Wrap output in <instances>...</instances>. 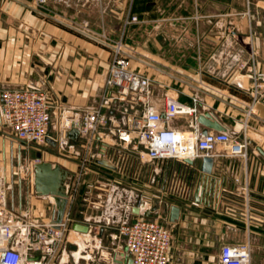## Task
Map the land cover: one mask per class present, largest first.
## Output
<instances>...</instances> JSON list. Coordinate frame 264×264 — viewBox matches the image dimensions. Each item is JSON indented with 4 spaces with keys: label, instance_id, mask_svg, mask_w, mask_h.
Wrapping results in <instances>:
<instances>
[{
    "label": "crops",
    "instance_id": "crops-1",
    "mask_svg": "<svg viewBox=\"0 0 264 264\" xmlns=\"http://www.w3.org/2000/svg\"><path fill=\"white\" fill-rule=\"evenodd\" d=\"M133 2L139 15L146 8V17L153 18L150 21L154 27L127 31L123 40L129 49L125 55L134 71L146 73L151 79V100L162 101L171 95L192 104V98H197L200 112L210 110L229 132L244 129L250 133L249 157L245 161L230 156L218 146L211 154L215 158L211 174L200 170L201 159L192 164L189 198L168 200L162 197L161 183L170 163L148 162L146 158L141 161L139 151L124 148L127 145L121 140L120 132L125 130L126 118L135 112H124L128 104L117 102L105 109L111 121L98 131L93 143L94 150H104L105 160L113 168L90 163L78 176L71 208L78 201L104 208L122 200L130 203L134 196L138 197L137 201L142 198L148 207L154 196L159 195L165 204L163 213L168 217L166 207L181 208L180 219L175 222L181 230L191 228L196 241H214L219 245L214 264H220L222 245L248 240L253 247L254 264L258 244L264 242V87L256 93L252 75L240 70L239 65L253 60L257 73L264 76V0ZM159 12H169L163 22L158 20ZM194 12L198 15L197 25L189 27V18L181 16ZM139 15L132 16L140 18ZM188 36L195 37L190 40ZM111 54V45L42 14L33 6V0H0V161L6 164L16 159L21 167L22 160L19 143L2 118L3 91L25 87L45 91L51 105L49 136L58 142L63 111L75 120L71 130L78 128L85 112L99 107L107 91L105 82ZM135 109L137 115L145 113L144 104L136 103ZM170 125L184 129L188 120L179 118ZM200 129L203 130L201 126ZM54 148L59 163L78 175L79 156L84 150L80 138L68 136L64 150H60L59 144ZM120 152L134 157V172H125L119 164ZM20 177L17 190L10 184L9 208L27 214L30 222L49 218L51 202L37 198L32 186L24 188ZM5 178L7 175L0 171V189L7 185ZM240 186H248V200ZM137 201L129 207L131 211ZM246 207L253 215L250 222L241 213ZM132 217L135 220L140 216ZM91 218L98 223L96 231L104 238L103 246H99L101 255L105 251L113 252L111 257L93 264H125L126 245L114 247L117 238L111 234L113 229L110 230L108 219ZM191 219L196 222L192 223ZM78 222L90 226L89 221ZM171 264H208V257L206 253H190L178 245L173 248Z\"/></svg>",
    "mask_w": 264,
    "mask_h": 264
},
{
    "label": "built area",
    "instance_id": "built-area-1",
    "mask_svg": "<svg viewBox=\"0 0 264 264\" xmlns=\"http://www.w3.org/2000/svg\"><path fill=\"white\" fill-rule=\"evenodd\" d=\"M39 6L47 0H36ZM130 22H139L137 16H131ZM74 30L82 32L76 28ZM87 34L85 32H82ZM90 35V34H88ZM106 44V41H103ZM110 45V44H109ZM112 54L109 71L106 78V94L99 107L85 112L79 120L80 143L83 152L80 154V172L73 186L70 205L66 217L56 227L49 218L36 222L26 219L25 213L13 212L7 203V193L10 185L0 189V264H51L60 254V248L66 238V233L72 227L70 209L78 176L89 167L90 163L105 160L104 150H94L95 135L101 128L106 127L111 117L105 109L115 103L128 104L124 112H135L129 115L125 122V130L120 132L121 140L128 150L139 151L141 161L170 163L166 178L162 181V193L168 200H187L191 193L192 164L186 159H202L222 146L226 153L233 157H241L247 161L248 136H236L231 132L210 131L203 135L197 117L201 113L199 100L192 98V104H186L166 95L162 101L154 102L150 98L151 79L143 73L131 68L130 60L125 55L121 44L111 45ZM255 62L241 63L240 70L249 72L255 85V92L264 87V76L256 71ZM136 103L145 105V113L137 115ZM51 105L45 91L33 87L9 89L2 92L1 113L6 126L19 143L20 149L26 147L44 148L50 146L47 142L51 122ZM184 118L188 127L173 128V120ZM74 118L62 112L61 140L57 142L60 150L68 144L66 132L74 125ZM76 124V123H75ZM52 139V138H51ZM52 147V146H51ZM38 160L35 163L41 162ZM34 163V164H35ZM119 164L125 172L135 170L134 157L126 152H120ZM205 174V173H204ZM240 183L239 180H237ZM240 191L246 193L248 186H240ZM141 213L152 210L151 206L142 203ZM241 213L247 222L253 219L249 207ZM117 236L123 237L132 259V264H171L173 258L172 232L157 220L140 216L131 222H123L116 230ZM102 244V240H99ZM253 247L248 240L243 243L224 244L219 253L220 264H252ZM127 264V263H125Z\"/></svg>",
    "mask_w": 264,
    "mask_h": 264
},
{
    "label": "rangeland",
    "instance_id": "rangeland-1",
    "mask_svg": "<svg viewBox=\"0 0 264 264\" xmlns=\"http://www.w3.org/2000/svg\"><path fill=\"white\" fill-rule=\"evenodd\" d=\"M33 6L42 14L49 16L50 18L68 25V27L76 28L82 32L90 34L102 41H106L110 45L121 44L126 52L129 48L126 46L124 36L127 31L140 27L144 30H151L154 26L152 23L153 18L146 17V8L135 12L133 0H47L46 4L39 6L36 0H33ZM162 7V4L159 3ZM163 10V8H161ZM144 13V14H143ZM169 12H163L159 15V22H163L164 18L168 17ZM132 15H139V22H130ZM182 15V14H181ZM197 13L186 14L181 17H188V26L195 27L198 22ZM187 25V24H186ZM195 36H188L190 40ZM253 55V54H252ZM254 58H257L254 55ZM257 61V60H256ZM251 62H255L251 60ZM257 71V66H256ZM138 72V71H136ZM140 73V72H139ZM146 74V73H143ZM236 136L244 137L250 133L244 129H239L233 132ZM27 150L22 149L21 167L18 166L17 160L14 162L7 161L6 164L0 161V171L2 174H6L5 182L7 185L12 186L15 190L18 188V176L20 175L21 183L26 187H33V166L38 160L49 161L53 160L54 163H59V159L56 158L54 153H57L56 148L51 146H45L44 148L26 147ZM59 153V152H58ZM16 160V161H15ZM61 165V164H60ZM63 166V165H62ZM12 172L15 173L12 177ZM16 176V177H15ZM13 182V184H12ZM136 196L130 203L123 200L113 204L111 206H105L104 208H95L94 206L85 205L81 201H78L70 209V218L74 222L89 221L91 231L88 236L82 234L79 231H75L70 227L66 233V238L60 248V254L54 263L51 264H93V262H100L112 256V250L108 253L105 251L101 255V248L103 246V239L99 236V232L96 231L97 224L91 217H103L108 219L110 223L111 234L116 235V242L114 247H124L125 240L123 237L117 236V228L123 222L133 221V213L129 209L137 201ZM124 199V198H123ZM124 204V206H123ZM128 206V208H126ZM165 204L159 195H155L152 199L151 208H156L152 211L149 219L157 220L168 228L173 235V248L174 246L182 245L190 253L199 254L206 253L208 257V264H214V256L217 254L218 244L214 241L198 242L194 239V231L189 228L185 231L181 230L176 223H171L169 217L163 213ZM192 223H195V219H191ZM72 223V224H73ZM80 223V222H79ZM88 236V237H87ZM99 240H102V244H99ZM259 248L255 251L254 264H264V242L258 244ZM99 247V248H97ZM64 256V257H63Z\"/></svg>",
    "mask_w": 264,
    "mask_h": 264
},
{
    "label": "water",
    "instance_id": "water-1",
    "mask_svg": "<svg viewBox=\"0 0 264 264\" xmlns=\"http://www.w3.org/2000/svg\"><path fill=\"white\" fill-rule=\"evenodd\" d=\"M197 122L203 128V135H207L210 131H229V128L224 123H222L210 110H204L201 112L197 117ZM66 135L76 139L80 136V132L78 128H72L66 132ZM47 142L53 147H56L57 145V142L49 137L47 138ZM103 149H105V147H103ZM186 162L193 164L194 160L186 159ZM98 163L103 166L113 168V166L104 159L99 160ZM214 166L215 158L213 156L202 157L200 170L203 173L211 174L214 170ZM75 180L76 174L58 163L41 161L35 163L33 166V190L35 196L41 199L47 198L51 202V222L56 227H59L66 217ZM142 203V198H139L136 206L132 209V213L135 216L150 217L152 210H147L145 214L141 213L140 207ZM155 209L156 208L153 210ZM165 212H169V220L171 223H175L180 219L181 208L179 206L171 205L169 208L166 207ZM72 229L82 233H89L91 231L89 225L79 222H74L72 224ZM123 255H126V263L132 264V259L128 252L127 246L124 248Z\"/></svg>",
    "mask_w": 264,
    "mask_h": 264
}]
</instances>
